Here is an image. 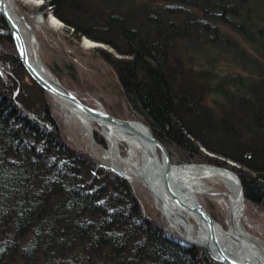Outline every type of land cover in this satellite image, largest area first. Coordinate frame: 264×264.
Wrapping results in <instances>:
<instances>
[{
  "label": "trees",
  "instance_id": "1",
  "mask_svg": "<svg viewBox=\"0 0 264 264\" xmlns=\"http://www.w3.org/2000/svg\"><path fill=\"white\" fill-rule=\"evenodd\" d=\"M43 1L74 37L114 50L97 52L172 154L234 162L246 201L264 211V72L253 67L264 66V0ZM1 47L0 264H219L169 238L128 180L64 140L0 13Z\"/></svg>",
  "mask_w": 264,
  "mask_h": 264
},
{
  "label": "rangeland",
  "instance_id": "2",
  "mask_svg": "<svg viewBox=\"0 0 264 264\" xmlns=\"http://www.w3.org/2000/svg\"><path fill=\"white\" fill-rule=\"evenodd\" d=\"M37 1L39 4L15 0L12 4L17 11L22 28H25L24 20L32 25L35 32L34 50H36V54L44 70L65 88L75 92L85 101L86 105L93 108H97L98 105H100L115 118L143 123L144 121L132 110L124 97L119 85L118 76L114 69L103 59L102 55L97 52V50L101 49L106 52L114 53V50L110 46L88 37L77 39L72 35L71 31H68L67 26L54 15V9L52 7H48L46 11H42L41 7H43L44 1ZM38 14H42L45 19L43 25L35 23V18ZM51 15L56 17L61 24L56 27L52 26L49 22ZM254 16L255 19L260 22L261 18L264 17V11L255 8ZM259 44H262L259 48H264V40L259 39ZM3 51H5V48L1 47L0 52ZM231 59L234 58L232 57ZM223 64L224 63H221L220 70L224 73L228 68ZM253 67L255 72H264L263 65L258 64ZM229 72L232 73L233 77H237L238 75L246 77L248 74L246 70L237 67L230 69ZM259 75H261V73ZM256 81L257 80L252 79L250 83ZM25 83L29 84L30 80L26 79ZM49 97L52 104V113L61 127L64 140L70 146L87 153L97 164L105 166L111 164V160L104 159V154L108 151L109 145L101 128L93 124L92 130L89 132L84 124L76 117L63 111L55 100L51 96ZM98 139L104 140L106 145L100 144ZM166 148L170 153L173 164L184 165V163H186L182 162L179 155L172 154L170 149L168 147ZM126 151L127 147L121 145L120 153L123 157L126 156ZM200 164L229 168L239 177L238 173L232 169V167L235 166L234 162H227L229 166L210 163ZM121 166L122 168H126L123 163H121ZM128 182L132 185L139 197L142 215L162 226L166 235L175 240L176 238H173L169 234V226L162 216V212L158 205L159 202L154 194L144 185L141 179L133 177V182L132 180ZM206 182L213 187L211 190L200 195V202L219 224L223 225L225 229H230L228 225L229 213L220 203L223 199H228L224 193L229 191V189L223 183L215 184L209 180ZM245 205L246 211L241 226L253 237V239L258 240V242L264 246V211L260 207L247 202L246 198ZM208 254L210 255L209 252ZM213 260L216 261L215 259ZM218 263L223 264L221 262Z\"/></svg>",
  "mask_w": 264,
  "mask_h": 264
},
{
  "label": "bare ground",
  "instance_id": "3",
  "mask_svg": "<svg viewBox=\"0 0 264 264\" xmlns=\"http://www.w3.org/2000/svg\"><path fill=\"white\" fill-rule=\"evenodd\" d=\"M13 1L15 0H7L8 5L21 28L22 34L24 35L32 62L36 66H39L40 61L33 46L35 32L32 25L26 20H24L25 28H22L17 11L12 4ZM22 1L39 4L37 0ZM49 22L55 27L61 24V22L53 15L50 16ZM35 23L40 25L45 23L42 14L36 15ZM27 25L32 29L33 33ZM46 73L50 75L48 72ZM54 100L63 111L76 117L82 124H84L89 132H91L93 124L101 128L109 145L108 151L104 154V159L112 161L111 164L107 165L113 166L123 172L126 175L125 179H129L128 181L130 182L131 180L133 182V177L141 179L144 185L156 195L162 216L169 226V234L173 238H176L175 241L177 240L179 243L195 242L198 244L208 242V225L205 222H202V219L194 209H182L177 206L163 188L162 172L164 161L158 147L148 143L130 128L108 124L103 121H95L83 113L75 111L69 104L57 99ZM83 102L85 103L84 100ZM97 108L100 110L104 109L100 105H98ZM139 128L147 135L152 133L150 130L151 128L144 122L143 124L141 122ZM121 145L127 147L125 157L120 153ZM121 163H123L126 168H122ZM171 176L172 186L176 189V193L180 199L187 204L188 207H193L196 204L202 205L200 202V195L211 190L213 187L212 185L207 184V180L212 181L215 184H225L229 191H226L224 195H226L228 199H223L220 203L229 213L228 225L230 229H225L221 224H217L216 226V231L222 239L223 247L228 253L242 259H264V246H262L258 240L253 239V237L241 226L246 211L245 195L242 193V182L233 170L209 164L201 165L184 163V165H174L172 167Z\"/></svg>",
  "mask_w": 264,
  "mask_h": 264
},
{
  "label": "water",
  "instance_id": "4",
  "mask_svg": "<svg viewBox=\"0 0 264 264\" xmlns=\"http://www.w3.org/2000/svg\"><path fill=\"white\" fill-rule=\"evenodd\" d=\"M0 13L6 20L7 25L11 31L12 38L16 46L19 59L22 65L27 70L29 75L33 78V80H35L47 92L49 96L69 104L75 111H79L95 121H103L108 124L130 128L131 130L135 131V133L138 136L144 138L148 143L153 144L154 146L159 148L164 161V168L162 172L163 188L170 195L173 202L177 206H179L182 209H194L195 212L198 214V216L202 219V222H205L208 225L207 243L204 244H198L195 242H188V243L183 242V243L188 245H196L206 249L210 253L213 259L223 264H264V259L247 260L236 257L231 253H228L226 249L223 247L222 239L219 236L218 232L216 231V226L219 223L209 214V212L205 208H203L202 205L196 204L193 207H188L187 204H185L180 199V197L176 193V189H174V187L172 186L171 174H172V167L175 164H173L170 153L168 152L167 148L154 135L151 129L150 130L152 133L147 135L145 134L144 131L142 132V130L139 128L141 126V122H136L132 120L129 121L126 119L125 120L118 119L108 114L107 111L104 109L100 110L99 108H92L86 105L75 92L65 88L51 75H48L44 70V68L42 67L41 63L39 64V66H36L32 62L24 35L22 34L21 28L18 22L16 21V18L9 7L7 0H0ZM29 29L33 33L30 27ZM106 166L109 170L115 172L117 175L126 178V175L123 172L116 169L115 167L110 165L109 166L106 165ZM242 193L245 195L243 186H242ZM154 196L156 198L155 194Z\"/></svg>",
  "mask_w": 264,
  "mask_h": 264
}]
</instances>
